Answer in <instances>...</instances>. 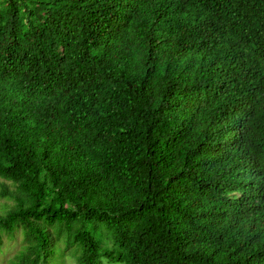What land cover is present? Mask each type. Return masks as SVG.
I'll return each instance as SVG.
<instances>
[{"label":"trees","instance_id":"trees-1","mask_svg":"<svg viewBox=\"0 0 264 264\" xmlns=\"http://www.w3.org/2000/svg\"><path fill=\"white\" fill-rule=\"evenodd\" d=\"M229 2L0 0V264H264V0Z\"/></svg>","mask_w":264,"mask_h":264},{"label":"rangeland","instance_id":"rangeland-1","mask_svg":"<svg viewBox=\"0 0 264 264\" xmlns=\"http://www.w3.org/2000/svg\"><path fill=\"white\" fill-rule=\"evenodd\" d=\"M20 238V235H18ZM75 256H72V259H74V261L71 260V258L66 259V257H68L67 254H65V252L63 250H61L60 248L55 247L51 258H50V263L51 264H76V260H77V256L76 254H74ZM1 257V256H0ZM102 264H122L119 262H112V263H108L106 261L102 262Z\"/></svg>","mask_w":264,"mask_h":264},{"label":"clouds","instance_id":"clouds-1","mask_svg":"<svg viewBox=\"0 0 264 264\" xmlns=\"http://www.w3.org/2000/svg\"><path fill=\"white\" fill-rule=\"evenodd\" d=\"M228 2L231 1V0H227ZM230 3V2H229Z\"/></svg>","mask_w":264,"mask_h":264}]
</instances>
